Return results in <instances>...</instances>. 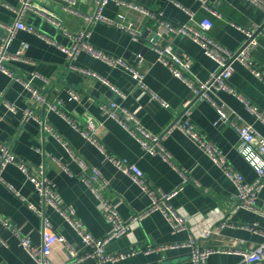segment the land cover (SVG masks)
Here are the masks:
<instances>
[{"label":"crops","instance_id":"0c3cea01","mask_svg":"<svg viewBox=\"0 0 264 264\" xmlns=\"http://www.w3.org/2000/svg\"><path fill=\"white\" fill-rule=\"evenodd\" d=\"M30 1L39 9L60 17L68 32L87 30V40L92 45L124 57L130 66L144 74L149 90L143 89L125 66L111 65L87 51H80L75 59L70 60L61 47L73 45L67 33L34 9L23 10L22 0H0V46L5 45L10 53L20 54L9 63L12 76L0 71V143L11 149L18 162L33 167L43 165L62 206L72 205L76 217L96 237L106 236L112 225L104 217L95 192L82 178L84 169L76 157L84 159L88 175H92V167L100 170L102 178L97 184H102L103 179L107 182L102 185L101 193L115 201L125 221H130L135 214L146 213L128 232L106 244L105 250L109 254L127 252L131 248L181 244L189 241L194 232L192 229L174 231L166 214L161 209H152L150 191L144 190L130 174L118 168L108 155L138 165L157 194L179 189L171 204L190 222L199 223L197 232L210 225L209 214L215 207L223 210L228 218L214 223V231L209 236L198 238L197 243L201 247L234 250L213 252L207 264H246L235 250L249 249L264 240V236L254 229L255 225L264 226V186L258 191L255 208H236L237 184L198 141L183 130L174 128L162 138L170 158L151 153L126 127L101 108L103 103L114 100L121 107L137 111L141 124L159 135L176 120H190L244 175L247 182H255L259 176L239 151L240 136L231 123L218 122L220 113L217 105L225 107L232 121L253 125L263 137L264 122L248 109L238 94L224 89L211 92L216 104L207 99H197L186 110L188 101L193 99L190 98L191 88L160 61L154 44H170L178 53L192 58L190 75L198 80L206 81L219 69L216 61L189 35L167 32L157 19L115 1L107 3L101 10L102 14L116 23H131L141 33L139 38L135 39L117 24L101 20L88 22L86 16L97 10L95 0ZM129 1L161 12L165 19L176 24L197 26L202 19L210 18L213 26L209 34L232 51H238L244 45L248 28L264 23V8L252 0H208V5L219 14L207 9L202 0ZM17 21L34 26L35 31L16 29L12 34L11 28ZM155 36L158 39L155 40ZM257 38L259 44L252 56L264 67L262 31L257 32ZM70 63L78 68L69 67ZM82 69L104 77L125 96H118L110 85ZM19 75L32 81V85L45 96L44 103L38 101L23 82L13 78ZM230 85L264 111V79L255 76L241 61L233 63ZM72 90L77 98L71 96ZM152 92L166 106L161 100L152 98ZM57 103L60 111L51 107ZM29 107L33 114L26 118L25 111ZM69 118L83 128L92 120L106 151L86 137ZM18 162L7 164L0 179V263L37 264L13 230L17 227L35 245L42 244L43 217L29 204L42 211L44 218L67 239L69 245L84 249L79 231L60 211L41 201L34 184L26 178ZM4 219H8L12 226L7 225ZM68 253L67 245H56L52 255L54 264L66 262ZM76 264L101 263L95 257H87ZM102 264L194 262L192 248L178 246L150 253L139 250L120 260Z\"/></svg>","mask_w":264,"mask_h":264},{"label":"built area","instance_id":"2783aa9c","mask_svg":"<svg viewBox=\"0 0 264 264\" xmlns=\"http://www.w3.org/2000/svg\"><path fill=\"white\" fill-rule=\"evenodd\" d=\"M23 1V10L27 8L34 9L38 13L46 17L51 23L60 28L64 33H67L73 40V45L71 47L61 46L62 49L68 54L70 60L76 58L80 51H87L98 57L111 65H123L132 73V75L137 79L138 84L145 90H149L146 83L144 82V74L140 72L134 66H130L124 57H119L108 53L107 51L100 49L92 45L87 40V30H82L77 33H70L62 26V20L57 15L52 12L44 11L35 6L30 0ZM110 1H115L119 4H124L132 8L138 9L143 13L155 18L159 21L160 25L167 32H177L189 35L194 41L199 43L204 47L205 53L210 56L219 66L217 71H214L210 77L206 80H198L190 75L193 67V59L188 55H182L178 53L172 45H160L155 43L154 46L159 54L160 61L170 67L173 73L185 81L191 88L193 97H199V99H207L212 103L216 104L211 92L214 89H224L235 94H238L245 102L248 109L254 112L259 119L264 122V111H262L258 106L253 104L250 100L244 98L235 88L230 85V78L233 73V63L235 61H241L244 63L252 73L264 79V67L259 64L252 56L254 48L259 44L257 38V32L260 30L264 35V23L262 25H254L246 30L247 39L244 45L238 51H232L222 44H220L213 36L209 34V30L213 26V21L210 18L202 19L197 26L191 24H176L170 20L163 17L161 12H156L148 7H144L135 2L129 0H95L96 12L93 15L86 16L88 22L94 20L106 21L112 24H117L119 27L130 32L135 39L141 36L134 26L129 24H123L122 22H115L113 20L107 19L101 12L102 8ZM256 4L264 8V0H252ZM203 5L213 11L215 14H219L216 9H213L208 5V0H202ZM16 29H26L28 31H35V27L28 25L23 21H17L13 28H11L12 34ZM7 43V42H6ZM27 47V44H24ZM20 54L10 53L7 51L6 46H0V71L6 73L10 76L13 75V71L9 63L17 58ZM141 56L139 57V59ZM69 67L75 69L76 67L73 63L69 64ZM83 70V69H82ZM88 74L95 75L99 79L106 82L114 90L118 96H125L123 91H121L116 86L112 85L104 77L98 75L89 70H83ZM18 81L23 82L30 91L33 92V96L41 102H45L46 98L38 88L32 85V81L25 78L22 75L13 76ZM152 98L159 99L155 93H151ZM71 96L77 98L78 95L72 90ZM161 100V99H159ZM191 100V101H190ZM186 105V110L190 108L193 99H190ZM162 105L166 106V103L161 100ZM53 109L59 110L60 108L57 104H51ZM218 111L220 113V118L218 122L231 123L236 128L240 136L239 151L244 155V157L251 163L258 173L259 178L255 182H247L244 175L236 170L232 164H230L225 157V155L216 147L214 143L206 139V137L198 131L190 120H176L171 126H169L161 135L152 133L146 129L140 122L139 115L137 111L130 110L125 107H121L116 101L112 100L101 105V108L105 114L110 117L117 119L124 127H126L141 143L142 147L147 149L151 153H160L166 158H170L169 153L166 151L162 138L167 135L172 129L179 128L187 133L192 139L198 141L204 150L214 159L216 163L224 168V171L230 177L238 187V194L236 196V201L238 202L237 207L245 208H255L254 203L257 198L258 191L264 186V137L253 127L251 124H239L232 121L225 110L223 105H217ZM33 114L31 107L27 108L25 111L26 118H29ZM75 127L80 129L82 133L90 138L93 142L101 147L105 152V147L101 144L97 132V127L92 120L88 121V125L83 128L73 119L69 118ZM73 156H76L75 152L69 147ZM0 179H2V171L4 167L9 163H17L16 155L11 151V149L3 143H0ZM108 157L115 163V165L122 171L130 174L134 180H136L144 190L150 191L153 197V207L152 209H161L168 217L172 228L174 231H180L183 229H192L194 236L190 238L189 241L183 242L181 244H173L169 246H148L144 249L131 248L130 251L121 252L119 254H109L105 250L106 244L114 237H119L120 235L128 232L134 223H138L146 213L135 214L132 216L130 221H125L118 209L115 201L108 196L101 193L102 185L107 182L103 179L102 184H97V181L102 178L101 172L96 167H92V175H88L86 168H88L86 162L83 158L76 157L82 169H84L82 178L85 182L92 188L96 196L99 199L100 209L107 219V221L112 225L111 231L103 237H96L91 234L85 228L84 224L76 217V210L72 205L62 206L60 203L58 194L55 189L53 182L48 179L45 174V169L43 165L38 167H33L26 163L18 162L19 167L26 174V178L30 180L41 199L45 204H49L66 217L67 220L79 231L82 240L84 242V249H79L75 246L69 245L67 239L55 231L53 225L44 218L42 211L36 207L34 204H29V207L33 209L36 213L43 217V242L41 245H35L32 240L21 234L17 227H14V232L20 238V243L25 249L30 253L31 257L36 261L37 264H54L52 260L53 251L56 245H67L69 249L68 260L60 264H76L77 262L86 259L87 257H95L99 263L106 261H117L121 258H125L129 254H134L139 250H143L146 253L154 252L167 247H178V246H189L192 248V260L194 264H207V259L213 252H229L234 251L229 248H219L214 246L201 247L197 243V239L200 237L209 236L214 231L215 224L219 222H224L228 218V215L223 212L219 207H215L209 214L211 223L209 226L202 229L200 234L196 231L198 229L199 223H192L182 215L172 204L171 199L178 193L179 189L172 192H163L157 194L152 189L153 187L146 179L145 172L135 164L129 163L127 160L120 159L114 156ZM24 199V198H23ZM4 222L12 226V223L8 219H4ZM215 223V224H214ZM254 229L264 236V226L259 227L254 226ZM90 248V249H89ZM236 253L242 255L243 261L246 264H264V240L257 245L246 249V250H235ZM1 264V263H0Z\"/></svg>","mask_w":264,"mask_h":264},{"label":"water","instance_id":"95a60500","mask_svg":"<svg viewBox=\"0 0 264 264\" xmlns=\"http://www.w3.org/2000/svg\"><path fill=\"white\" fill-rule=\"evenodd\" d=\"M260 30H261V29H260ZM260 30H259V31H260ZM259 31H258V32H259ZM154 35H155V33H154ZM156 39H158L157 36H155V40H156ZM193 96H194V95H193V93H192V94H191V97H190V98H193V101H192V102H194L195 100L199 99V97H197V96H196V97H193ZM151 103H152V102H151ZM153 103H156V102L153 101ZM191 104H192V103H191Z\"/></svg>","mask_w":264,"mask_h":264}]
</instances>
